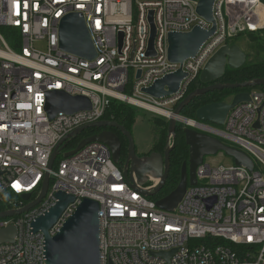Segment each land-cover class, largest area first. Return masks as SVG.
Wrapping results in <instances>:
<instances>
[{
  "label": "built area",
  "instance_id": "obj_1",
  "mask_svg": "<svg viewBox=\"0 0 264 264\" xmlns=\"http://www.w3.org/2000/svg\"><path fill=\"white\" fill-rule=\"evenodd\" d=\"M199 1L0 0V206L8 207L0 212L35 200L49 173L47 192L37 206L0 219V229H17L13 243H0V264H45L44 236L33 234L31 224L55 205L58 192L74 201L49 235L60 231L83 199L95 201L100 264H264L263 90L249 92L250 100L232 108L221 127L196 119L178 122L244 152L253 170L233 161L203 162L196 170V185L187 186L171 212L158 209L140 191L152 190L158 181L150 179L133 188L102 143H89L68 158L63 155L53 167L55 158L48 170L59 141L101 121L111 101L166 120L174 117L175 107L219 48L235 36L264 30L262 0H215L214 34L195 57L181 65L171 63L170 33L212 26L197 14ZM70 13L85 22L96 51L93 60L59 48V23ZM150 13L155 31L152 54ZM7 31L15 49L5 39ZM178 69L186 77L175 94L154 99L143 92ZM50 91L86 97L91 110L49 120L44 107ZM11 194L19 199L30 194V199L17 202Z\"/></svg>",
  "mask_w": 264,
  "mask_h": 264
},
{
  "label": "water",
  "instance_id": "obj_2",
  "mask_svg": "<svg viewBox=\"0 0 264 264\" xmlns=\"http://www.w3.org/2000/svg\"><path fill=\"white\" fill-rule=\"evenodd\" d=\"M214 1L200 0L196 8L197 14L212 24L209 30L194 27L187 33H170L168 35L167 57L171 63L181 65L185 60L195 57L203 43L214 34L216 29L212 15ZM149 23L151 33L148 42V54H152L155 31L151 13L149 14ZM59 48L66 53L86 60H93L96 57V51L85 22L77 13H70L61 19L59 23ZM245 60V54L236 44L222 46L214 53L199 76L200 82L205 86L193 90L181 100L173 111L174 117L168 120L167 143L163 153L151 152L146 156L138 157L131 133L116 122L101 120L77 128L60 140L52 152L48 170H51L53 162L62 150L65 141L79 136L87 129L94 128L100 129L101 132L81 140L74 150L64 153V157H71L85 145L98 142L109 149L113 163L115 165L120 164L121 141L115 133L106 130L114 128L123 134L127 142V157L122 168L123 177L133 188L145 186L150 179L157 180V185L152 190L144 189L140 191L145 196H152L158 193L162 189L169 173V154L174 147L176 125L183 119L181 116L182 109L195 97L207 93L254 88L264 85V78L233 84L218 82L224 75L226 68L237 70L245 64ZM185 77L186 74L181 69H178L175 73L155 81L143 92L154 99L171 96L178 91L179 85ZM249 100L247 92H238L229 101L200 107L195 112V119L214 126H222L228 112L232 108ZM44 110L48 119L54 120L59 114L72 115L81 111H90L91 104L83 96H70L63 91H50L46 96ZM183 135L185 144L188 147V161L187 163L183 162L181 166L180 178L176 188L169 195L155 202L158 209L166 212H171L176 208L188 185H196V170L202 165L205 157L222 153L231 158L236 166H243L249 172L253 170V162L244 152L222 143L219 139L190 128H184ZM48 185L49 173L47 172L38 197L32 202H28L30 194L21 195L20 199L28 203L17 210L0 212V219L20 216L37 206L44 198ZM55 198L57 200L55 205L31 224L33 234L40 232L44 236L45 264H100L98 204L95 201L83 199L73 215L65 221L60 231L51 237L48 233L49 230L57 222L66 207L74 201L72 196L62 192L56 193ZM16 234L17 229L14 226L0 229V243H13ZM157 255L167 258V255L163 253Z\"/></svg>",
  "mask_w": 264,
  "mask_h": 264
},
{
  "label": "trees",
  "instance_id": "obj_3",
  "mask_svg": "<svg viewBox=\"0 0 264 264\" xmlns=\"http://www.w3.org/2000/svg\"><path fill=\"white\" fill-rule=\"evenodd\" d=\"M262 2L264 4V0H262ZM254 33H246V34L252 35ZM9 34H10V31H7V34H5L6 36L5 39L10 45V47L15 49L16 46L13 44L12 39L9 37ZM239 36L240 35L231 38V40L229 41V44L230 45L233 44V40ZM259 78H264V62L248 64V65L244 64L241 68L237 70H230L226 68L224 75L222 76L221 79L218 80V82L233 84V83H243L247 81H252L255 79H259ZM204 86L205 85H203L200 82L199 77H197L189 86L187 95L193 90L204 87ZM254 89L264 91V85L257 86L254 88L214 91V92L202 95V96L195 97L187 106H185L182 109L181 116L186 119L195 120V112L200 107L207 105V104L224 102L228 98L232 97L238 92L249 93L253 91ZM132 111H134L132 106L126 105L124 103L116 102V101H111L101 120L116 122L122 125L127 130L128 125L134 121V116H133ZM183 129H184L183 126L177 123L176 128H175L176 138L174 140V147L169 154V162H170L169 173H168L167 179L162 189L158 193L152 196H146L151 201L156 202L158 200L163 199L167 195H169L176 188L179 182L180 169H181L182 163L187 162L188 160V147L186 146L185 141H184ZM99 132H101V130L97 128L87 129L83 131L79 136L65 141L64 146L62 148V152L66 153L71 150H74L81 140L88 138L92 135L98 134ZM167 135H168V128L166 132V139H167ZM165 146H166V142L164 146H161L158 149L157 148L152 149L151 152L161 153L160 151L164 150ZM55 165H56V161L54 162L53 167H55ZM10 197L15 199V201L17 202L21 201L19 198H16L12 194ZM7 208L8 207L1 205L0 211H3Z\"/></svg>",
  "mask_w": 264,
  "mask_h": 264
},
{
  "label": "rangeland",
  "instance_id": "obj_4",
  "mask_svg": "<svg viewBox=\"0 0 264 264\" xmlns=\"http://www.w3.org/2000/svg\"><path fill=\"white\" fill-rule=\"evenodd\" d=\"M233 44H236L245 54V65L264 62V30L255 32L252 35H240L233 40ZM39 48H42L41 45H39ZM230 99L231 97L226 101ZM133 109L134 121L128 125L127 130L133 137L136 155L142 157L143 155L146 156L151 153L152 149H158L164 146L165 142L167 143L166 132L168 120L142 109L135 107H133ZM170 142H172V140H170ZM63 155L64 152L60 153L56 157V162L62 159ZM232 161L231 158L222 153L208 156L204 159V163L210 165H230ZM116 167L122 170L120 166Z\"/></svg>",
  "mask_w": 264,
  "mask_h": 264
},
{
  "label": "flooded vegetation",
  "instance_id": "obj_5",
  "mask_svg": "<svg viewBox=\"0 0 264 264\" xmlns=\"http://www.w3.org/2000/svg\"><path fill=\"white\" fill-rule=\"evenodd\" d=\"M108 131H112L113 133H115L117 135V137L119 138V140L121 141V152H120V159L119 162L120 164H118L117 166H120L121 168H123V165L125 163L126 157H127V144L125 142V137L123 136V134L121 132H119L117 129L114 128H108L106 129ZM165 149V148H164ZM161 153L164 152V150L160 151ZM144 156V155H143ZM188 161V160H187ZM187 163V162H186ZM183 164V163H182ZM181 170V169H180Z\"/></svg>",
  "mask_w": 264,
  "mask_h": 264
}]
</instances>
